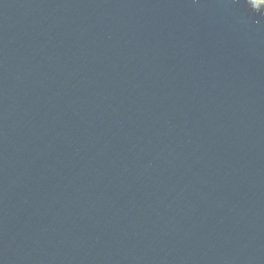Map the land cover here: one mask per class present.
Instances as JSON below:
<instances>
[{
  "label": "water",
  "instance_id": "water-1",
  "mask_svg": "<svg viewBox=\"0 0 264 264\" xmlns=\"http://www.w3.org/2000/svg\"><path fill=\"white\" fill-rule=\"evenodd\" d=\"M0 264H264V5L0 0Z\"/></svg>",
  "mask_w": 264,
  "mask_h": 264
},
{
  "label": "rangeland",
  "instance_id": "rangeland-1",
  "mask_svg": "<svg viewBox=\"0 0 264 264\" xmlns=\"http://www.w3.org/2000/svg\"><path fill=\"white\" fill-rule=\"evenodd\" d=\"M252 1L264 5V0H252Z\"/></svg>",
  "mask_w": 264,
  "mask_h": 264
}]
</instances>
